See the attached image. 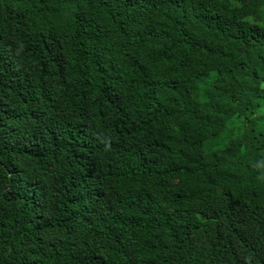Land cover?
<instances>
[{
    "label": "trees",
    "instance_id": "1",
    "mask_svg": "<svg viewBox=\"0 0 264 264\" xmlns=\"http://www.w3.org/2000/svg\"><path fill=\"white\" fill-rule=\"evenodd\" d=\"M0 264H264V0H0Z\"/></svg>",
    "mask_w": 264,
    "mask_h": 264
},
{
    "label": "rangeland",
    "instance_id": "2",
    "mask_svg": "<svg viewBox=\"0 0 264 264\" xmlns=\"http://www.w3.org/2000/svg\"><path fill=\"white\" fill-rule=\"evenodd\" d=\"M230 48H232V51H233L235 54L241 53V52L243 51L242 48H238V47L230 46Z\"/></svg>",
    "mask_w": 264,
    "mask_h": 264
}]
</instances>
